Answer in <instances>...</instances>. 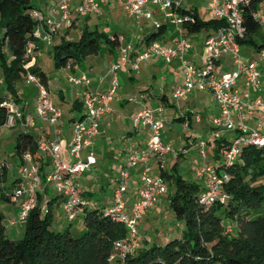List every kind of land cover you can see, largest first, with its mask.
I'll return each instance as SVG.
<instances>
[{
  "label": "built area",
  "instance_id": "built-area-1",
  "mask_svg": "<svg viewBox=\"0 0 264 264\" xmlns=\"http://www.w3.org/2000/svg\"><path fill=\"white\" fill-rule=\"evenodd\" d=\"M204 1L209 19L222 21V25L211 33L195 34L202 36L201 54L196 63L188 59L193 43L184 26L192 25L198 15L193 7L183 6V0H49L43 11L34 8L30 10L34 27L32 40L24 48L23 58L27 61L24 68L32 60L35 42L50 47L60 29L71 27L73 17H99L101 6L107 2L123 6L133 21L135 34L124 47L118 48L117 60L107 67L106 75L110 76V82L105 90L99 88L103 81L101 76L94 87H90V80L83 74L67 77L69 84L85 87L80 96L83 111L79 117L70 121V136L67 141L59 137L62 133L59 125L62 111L52 102L47 87L36 76L27 73L22 80L24 84H34L36 88L33 116L24 113L11 96L2 98L0 105L6 111L3 126L11 128L18 123L25 128L34 125V119H37L50 127L51 134L49 138L37 139L34 152L26 150L19 154V171L8 194V199L16 203L17 210L8 219V224L22 225L28 212L36 205L38 193L43 194L48 187L52 188L59 200L64 220L70 223L81 216L83 208L89 206L90 200L84 195L80 177L96 162L92 143L99 133L102 116L111 111L114 91L118 86L116 72L124 66L137 72L140 64L152 58L165 64L173 60L179 62L184 77L172 87L170 97L172 105L181 114L184 109L180 101L190 91L206 89L211 93L216 108V114L210 117L211 131L206 138L197 137L193 141L200 159L194 169V176L200 181L197 201L204 206L226 201L227 194L223 185L229 175L224 166H229L238 159L244 145L264 147V99L249 97L250 92L262 89V71L255 61L241 57L237 43L244 33L242 8L250 0ZM252 17L260 27H264V6L255 11ZM141 24L153 31L162 25L166 27L167 24L174 29L175 39L170 45L157 39L145 43L142 37L137 36ZM224 58L228 59L231 68L219 72L218 65ZM70 67L68 64L64 68ZM237 81H240V87L245 91L244 98L237 88ZM255 110L263 114L262 120L257 124L259 130L247 123ZM131 121L134 126L144 130L146 136L142 147H132L125 153L115 180L116 185L111 191V201L104 208L105 214L125 227L124 237L113 243L109 261L114 258L121 259L139 247L141 237L137 229L138 221L154 207L166 191L164 179L158 173L152 172L150 160H160L167 154L172 157L178 155L170 144L162 141V129L166 121L163 104L141 106ZM225 131L231 133L227 149L221 154L219 162H208V142ZM82 150H85L83 156ZM185 152V148L179 150L180 154ZM45 159L48 164L43 168ZM132 170L137 171V183L129 186ZM40 208L42 212L46 211V201L41 202ZM229 230L230 227L226 225L225 231Z\"/></svg>",
  "mask_w": 264,
  "mask_h": 264
},
{
  "label": "trees",
  "instance_id": "trees-1",
  "mask_svg": "<svg viewBox=\"0 0 264 264\" xmlns=\"http://www.w3.org/2000/svg\"><path fill=\"white\" fill-rule=\"evenodd\" d=\"M260 4L264 6V0H250L242 8L244 33L237 40L239 47L250 45L257 52L264 49V44L258 42L261 27L252 15L260 9ZM32 8L30 0H0V103L6 95L17 101L14 84L27 73L36 76L42 84L46 82L45 74L35 64L24 68L27 62L23 58L24 48L32 40L34 27L30 18ZM221 25L222 21L196 17L192 25L184 27L192 35L211 33ZM164 33L162 25L156 31H146L142 40L145 43L159 40ZM55 39L48 47L54 69L78 64L101 49L111 53L119 43L117 34H100L96 28L88 27L80 29L76 40L63 36L58 42ZM78 107L81 102L75 98L70 109ZM5 119L6 111L0 105V126ZM36 141L32 133L18 132L14 143L16 154L34 152ZM228 144V137L223 134L212 139L206 146L207 156L212 162H219ZM47 164L45 159L43 165ZM224 170L229 175L223 185L226 201L204 206L197 201L199 183L179 174L175 163L168 172L159 167L157 173L172 185L166 207L181 222V232L163 243L147 239L132 253L112 261L108 257L113 243L124 237L125 227L104 213L106 206L90 202L83 208L82 227L74 236L69 230L70 223L62 229L52 226L50 201L42 212L38 193L36 205L22 224L21 237L6 236L0 214V264H264V147L242 146L238 159L224 166ZM226 225L230 227L228 232Z\"/></svg>",
  "mask_w": 264,
  "mask_h": 264
},
{
  "label": "crops",
  "instance_id": "crops-1",
  "mask_svg": "<svg viewBox=\"0 0 264 264\" xmlns=\"http://www.w3.org/2000/svg\"><path fill=\"white\" fill-rule=\"evenodd\" d=\"M260 6L262 7L263 5ZM119 7L123 8V6L117 3L107 2L105 5L101 6V12L106 11L109 13H114L117 11V8ZM87 20H88V16L84 18L85 23H83L82 27H88V28L90 27L86 23ZM74 27H75V20L73 19L72 25L69 29H60L57 32L55 42H58L59 41L58 39H60V37L62 36L68 40H76L78 35L73 36V34H71L72 37L70 38L68 36L70 35L69 30L73 29ZM93 28H96L95 24L93 25ZM168 28L165 27V33L159 39L165 45H170L176 36L174 29L171 26H168ZM146 31H148L147 27H143V24H141V29L138 30L137 36L143 37ZM133 34H135V30ZM132 35L127 39L125 43L124 41H121V35H117L120 41L118 43V46L115 48V51L111 53L106 51L102 53L99 52L95 56H88L82 60L84 63V66L82 67L79 64H72L71 67L68 69L60 68L65 73H67V74L63 73L64 78L67 79L69 75L78 76L79 74H83L90 80V87H94L97 84L98 77L101 76L103 77V81L100 84L99 88L101 90H105L110 82V76L106 75V69L110 63H113L117 60L118 48L124 47L129 41V39L132 37ZM198 36L199 35L190 36V38L192 37L191 40L193 46L188 59H190V61L194 63L198 61V58L201 54V47H199V43L197 42L199 41L197 39ZM263 50L259 53L264 55ZM36 51L40 53L41 52L47 53L49 49L48 47H45L40 43L35 42V50L32 54L33 57L29 65L35 64L37 67L40 68L38 64V59L34 56ZM131 57H132V53L130 54L129 58L131 59ZM230 68L231 65L229 64L228 59L226 58H224L218 65V71L219 69H225L224 71H227ZM118 76L122 80L121 84L118 82ZM183 77H184L183 71L181 70L180 64L177 60H173L169 64H165L154 58L148 59L144 61L142 64H140L137 72L131 71L127 66L121 67L116 72V80L118 86L114 91L115 98L111 102V111L102 116L99 124V133L94 138L92 143L93 154L96 158L95 164L97 163L99 164L98 170L96 166L93 167L92 170L98 173L96 174V176L92 178L88 174L86 175L87 172H84L80 177V184L84 189V195L90 200L92 204L103 207V206H107L110 203L111 199L107 198L106 196L104 197L98 196V198L92 199L94 193L91 191V189H93L95 185H98V188H102L103 186L109 184V182L112 179L116 180L118 175V170L122 166L123 163L122 160L123 157L125 156V153L132 147L140 148L143 146L146 132L134 126L131 121H129V126H127L126 124L127 119L130 118L131 120L134 113L141 106L152 107L155 106L157 103L163 104L164 116L166 118V121L162 129V141L164 143L170 144L178 152L177 153L178 155L176 157H172L171 155L167 154L164 155V157H162L160 160L152 158L150 160V165L153 173H157L159 167L163 168L166 172H168L170 168L169 169L166 168L169 166V164L171 162L174 163L176 161H179L180 158L183 157L179 153V150H177L176 147H174L173 142L179 141L181 142L180 148H185V145L183 143L185 140L187 143L188 138L192 142L197 138L196 135L197 131L192 127H190L189 125L190 120L192 118H194V121L197 123H200L201 119H205L206 121L210 122V117L216 114V108L213 97L211 93L206 89H194V91L199 92V94L203 93L202 95L204 96L206 94L210 95L211 102L214 105V109L209 113L205 114L204 111L205 109L200 108V110L198 109L196 110L195 105H189L190 97H186L185 99L180 101V105L182 109H184V112L182 114L179 112L178 109H176L172 105V99L170 97L171 89L175 84L181 82ZM22 84L24 83L22 82ZM45 86L47 87V77H46ZM56 88L58 91L57 97H59L60 102L64 101L70 105L75 98L80 100V96L85 89L83 85H79L77 86V88L69 89L67 95H64L60 91L59 87ZM263 91H264V87H262L260 91H252L250 92L249 97H260L262 96V93H264ZM239 92L242 98L246 97L245 91L241 87ZM35 93L36 92H34V94H32L30 98H26L22 95H18L16 92L17 95L16 102L18 103V105L20 106V108L24 113L31 114L32 116H33V101H34ZM55 105L59 107V104H55ZM195 116H198L197 120L195 119ZM71 117L73 119V117L75 116H71ZM71 117L65 119L62 116L60 120L59 125L62 133L59 137H62L64 141H67L65 139V136L67 133L69 134V123L71 121ZM176 117H179L180 120L175 119ZM262 118H263V114L260 111L255 110L252 118L249 119L247 123L250 127L260 129L257 126V124L258 121L262 120ZM185 122L187 123V127H190L189 128L190 132L188 134V137L185 134H182L181 132L179 134V132L176 131L177 128L174 125V123L180 124L182 130L183 127H185ZM64 128L65 131L63 130ZM22 131L32 133L36 139L38 138L44 139V138H49L51 136L50 127L45 122L37 119H34V125L25 128L20 126L18 123H16L11 128L5 127L3 125L0 126V214L3 216V224L4 221L6 224H8V219H11L14 216L15 211L17 210L16 203L10 201L5 196H7V194L10 193L11 188L13 187L14 179L16 178L19 171L20 159H19V155L16 154L14 150V143H15V135L18 132H22ZM174 132H177L176 133L177 136L175 137V139L172 136ZM202 134L203 133H201L200 136H202ZM112 138H116L117 143ZM111 146H112V150H111L112 152L110 155L111 157H109L108 160L109 167L106 169L108 170L106 175L107 178L105 177L103 178V174L106 171H104L103 167L100 166V162H101V158L106 156L104 154H107ZM83 155L84 153L82 154V156ZM196 166L197 165H195L194 168L191 169L192 171L190 172V174L194 178H195L194 169ZM46 167L47 165L45 166L43 165V168ZM178 173L188 179L187 176L188 173L186 172L182 173L181 171ZM136 180H137V171L132 170L129 177V186L136 184L137 183ZM111 191L112 189H110L109 191L110 195H111ZM41 200L42 201L44 200L46 202L50 201V209L53 214L52 226L54 228L62 229L69 224L62 217L61 210L59 208V200L55 196V194L50 195L49 191L46 190L43 194H41ZM94 200L95 202H93ZM161 200L162 198L154 205L152 209L148 210L140 218L141 220L139 219L140 222L139 221L138 222L139 223H142L144 221L147 222L151 217L157 215L158 212L160 211ZM4 227L6 230V226ZM19 229L23 231L22 225L17 224V226H15L14 224L12 225L8 224L7 230L10 236H12L11 235L13 234L12 232H14L15 234H17V236H19L20 234Z\"/></svg>",
  "mask_w": 264,
  "mask_h": 264
},
{
  "label": "rangeland",
  "instance_id": "rangeland-1",
  "mask_svg": "<svg viewBox=\"0 0 264 264\" xmlns=\"http://www.w3.org/2000/svg\"><path fill=\"white\" fill-rule=\"evenodd\" d=\"M49 3V0H30V4L32 7L38 9V10H43L45 8V6H47ZM183 6L186 7H193L198 15V18L200 20L203 21H208L211 20L209 19V17L206 15V10H205V1L204 0H183L182 3ZM262 5V4H260ZM73 19L75 20V27L73 29L69 30V38L72 37L71 34H73V36H77L79 34V31L83 25L84 22V18H79V17H73ZM87 25L90 26L89 28H93V25L95 24L96 27V31L100 34H117V35H121V41H124V43L127 41V39L134 33L135 27L133 25V21L132 19L127 15L126 11L124 8H117V11L114 13H109V12H101L99 17H93V16H88V20H87ZM166 27L168 28V25L166 24ZM148 30H150L149 27H147ZM169 29V28H168ZM260 34L257 37L258 42L260 41L261 43L264 44V27L260 28ZM195 35V34H194ZM191 35V36H194ZM74 38V37H73ZM192 38V37H191ZM263 38V39H262ZM195 39V37H194ZM199 41H197L199 43V47H201L202 44V36L201 34L198 36L197 38ZM196 42V43H197ZM256 41V43H258ZM115 51V49H114ZM264 51V50H263ZM100 52L102 53L103 50L101 49ZM240 55L243 59L245 60H253L256 62V64L259 66V68L261 69L262 72H264V55H261L259 52H257L253 46L250 45H243L240 47ZM34 56L38 59V64L41 68V70L43 71V73L46 75L47 77V87H48V91H49V96L51 97V100L54 104H59V107L62 111V116L65 119L70 118L71 116H78L81 114V112L83 111L82 107H78L76 109H70V104H67L64 101L59 100V97H57V88H60V91L64 94L67 95L69 89H73V88H77V86L74 87V85H71L69 83H67L66 78H64L63 73H65L62 69H54L52 66V62H51V58L50 55L48 54V52H38L36 51ZM106 57V56H105ZM223 60V59H222ZM81 67L84 66L83 61H79L78 63ZM225 69H219V71H224ZM67 74V73H65ZM118 82L121 84L122 80L121 78L118 76ZM238 82V81H237ZM260 82H261V87H264V73H262V76L260 78ZM237 88L240 90V81L237 83ZM15 90L17 92L18 95H22L26 98H30L32 96V94H34V92H36V88L34 86V84H22L21 81H19L17 84H15ZM264 92V91H263ZM36 94V93H35ZM203 93L199 94V92L197 91H191L190 93H188L187 97H190V104L189 105H195V109L200 110V108L205 109V114L209 113L210 111H212L214 109V105L211 102V97L210 95L206 94L205 96L202 95ZM264 99V93H262V96H260ZM127 113V112H126ZM126 115V114H125ZM129 121L130 118L127 119L126 124L127 126H129ZM132 122V121H131ZM175 127L177 128L176 131L185 134L188 137V134L190 132V127H192L193 129H195L197 131V137H204L206 138L208 136V133H210L211 129H210V122L206 121L205 119H201L200 123H197L194 121V118H192L190 120V127H187V123L185 122V127H183V129L181 130V126L178 123H174ZM65 131V128L63 129ZM259 130V129H258ZM177 132H174V134H172L173 138L175 139V137L177 136L176 134ZM199 133V134H198ZM202 134V136H200V134ZM226 135L227 137H229L231 135L230 132H221V135ZM70 136V133L66 134L65 139L68 140ZM114 139V141H116V138H112ZM190 141V139H187V143L186 140L183 142L186 148V152L184 154H181L183 157L180 158L179 161L174 162L175 163V170L178 172H186L188 173V180H192L195 181L196 183H200V181L198 179H195L190 172L192 171L191 169L194 168L195 165H198L200 163V159L197 155V150L194 146V143ZM63 143V142H62ZM61 143V145H62ZM117 143V141H116ZM188 144V145H187ZM174 147H176L177 150H180L181 148V142L177 141V142H173ZM187 145V146H186ZM62 147V146H61ZM115 147V146H114ZM117 147V146H116ZM112 150V146L111 148H109V151L107 152V154H104L106 156L101 158V162H100V166L103 167L104 174H103V178H107V172L108 170H106L109 167V157H111V151ZM85 152V150H82L83 154ZM207 161L208 162H212L211 158H209L207 156ZM173 162H171L169 164V166L166 169H169L173 164ZM97 168V170L99 169V164H95L93 165L88 171H86V175L88 174L90 177H94L96 176V172H94L92 169L93 167ZM101 177V176H99ZM165 182V187H166V191L165 193L161 196L162 200L161 205H160V211L158 212L157 215L151 217L149 219V221L147 222H142L137 224V229L138 232L140 234L141 237V241L140 244H143V242L145 240L149 241H154L157 243H163L164 241H166L167 239H169L172 236H178L181 232V228H182V224L180 221H177L171 214L170 210L166 207V196L171 193L172 191V185L168 180H164ZM116 185V181L115 180H111L109 182V184H107L106 186H103L102 188H98V185H95V187L93 189H91V191L94 193L92 199L94 198H98L99 197H104L106 196L107 198L111 199V195L109 194L110 189H112L114 186ZM47 190L49 191V194L52 195L54 194L53 190L51 187H48ZM160 198V199H161ZM95 202V200L93 201ZM146 219V218H145ZM15 226H17V224H14ZM4 226H6V230H5V234L7 237L10 238H19L22 235V230L19 229V236H17V234H15L14 232H12L13 234H11L12 236L9 235V232L7 230L8 228V224L5 223L4 221ZM82 227V223H81V218H75L72 222H70V226H69V230L70 233L72 235H77L78 231L81 229Z\"/></svg>",
  "mask_w": 264,
  "mask_h": 264
}]
</instances>
